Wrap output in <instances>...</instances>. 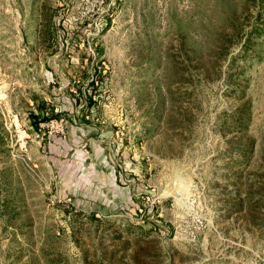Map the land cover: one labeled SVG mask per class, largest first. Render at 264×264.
Returning a JSON list of instances; mask_svg holds the SVG:
<instances>
[{"label":"rangeland","instance_id":"rangeland-1","mask_svg":"<svg viewBox=\"0 0 264 264\" xmlns=\"http://www.w3.org/2000/svg\"><path fill=\"white\" fill-rule=\"evenodd\" d=\"M0 264H264V0H0Z\"/></svg>","mask_w":264,"mask_h":264}]
</instances>
